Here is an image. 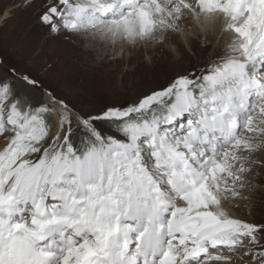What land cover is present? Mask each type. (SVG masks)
Returning <instances> with one entry per match:
<instances>
[{
  "label": "snow or ice",
  "instance_id": "snow-or-ice-1",
  "mask_svg": "<svg viewBox=\"0 0 264 264\" xmlns=\"http://www.w3.org/2000/svg\"><path fill=\"white\" fill-rule=\"evenodd\" d=\"M25 15L36 53L0 52V264H264V0H0V25Z\"/></svg>",
  "mask_w": 264,
  "mask_h": 264
},
{
  "label": "rangeland",
  "instance_id": "rangeland-1",
  "mask_svg": "<svg viewBox=\"0 0 264 264\" xmlns=\"http://www.w3.org/2000/svg\"><path fill=\"white\" fill-rule=\"evenodd\" d=\"M32 22L25 16L11 19L7 24L0 25V52L11 51L18 58L32 56L36 53V47L28 39L32 29ZM44 57L59 59L62 64L73 66L77 53L68 46L54 43L47 46L41 53ZM80 86L90 92H96L104 83L98 74H93L88 68H77ZM107 87V85H104Z\"/></svg>",
  "mask_w": 264,
  "mask_h": 264
}]
</instances>
